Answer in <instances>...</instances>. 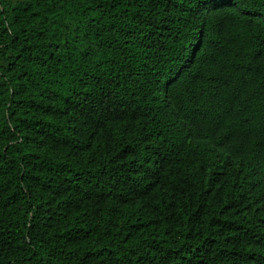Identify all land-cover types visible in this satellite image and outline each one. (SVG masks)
Segmentation results:
<instances>
[{
	"label": "trees",
	"instance_id": "16d2710c",
	"mask_svg": "<svg viewBox=\"0 0 264 264\" xmlns=\"http://www.w3.org/2000/svg\"><path fill=\"white\" fill-rule=\"evenodd\" d=\"M0 264H264V0H0Z\"/></svg>",
	"mask_w": 264,
	"mask_h": 264
}]
</instances>
